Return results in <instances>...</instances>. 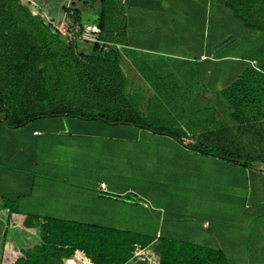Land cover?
<instances>
[{"label":"crops","instance_id":"1","mask_svg":"<svg viewBox=\"0 0 264 264\" xmlns=\"http://www.w3.org/2000/svg\"><path fill=\"white\" fill-rule=\"evenodd\" d=\"M73 6L80 9L83 15L93 12L89 7ZM97 6L95 19L100 13V0ZM213 10V0H125L118 21L121 25L124 23L126 34L117 43L127 45L115 44L125 79V97L147 118L157 115L155 110L162 111L163 115L184 118L182 122L178 121L183 127L180 131L192 135L191 139L199 140L204 136L206 144L221 150L245 155L248 149L250 154L264 155V99H247L243 94L247 89L244 84L223 83L229 69L215 67V64L230 60L229 55H218L229 37L226 41L221 40L225 35L216 38ZM235 12L234 20L240 19L242 27H250L239 16L237 9ZM64 21L65 12L61 23L65 24ZM163 45L169 48L164 50ZM171 47L178 49L169 50ZM215 47L218 48L216 52ZM169 59L177 61L170 63L174 64V68L166 63ZM188 71H192V76L201 77L204 82L202 89L213 93L215 89L232 92L230 100H223L220 104L211 97L210 100L206 99L208 97L198 100L199 96L192 94L197 98L192 106L181 84L182 75ZM156 74L178 77L174 81L150 77ZM218 81L222 83L215 88L214 83ZM169 85L174 86L173 94L165 97L160 94L157 100H153L159 105L148 104L156 94L149 97L142 94L143 100L139 103L137 93L149 91L151 87L160 90ZM193 109H200L205 116L199 119L201 128L190 132L188 126ZM36 123L39 126L31 127L27 135L30 143L25 144L23 140L16 139L21 126L11 127L0 121V133L11 135L9 139L0 141V209L11 204L21 214L34 215L41 221L61 219L97 224L100 220H111L112 226H104L128 231L133 230V226H129L133 217L119 211L109 215L103 211L102 205L120 207L125 213L137 206L139 209H136L146 214L150 224L148 230V222L142 223L140 234L154 237L148 246L142 247L143 252L155 260L152 263L148 256L147 264L159 263L155 245L161 239L219 250L228 264H264L263 162L245 165L223 158L232 162L231 166L242 172L244 178L248 176L250 195L238 198L235 215L222 214L221 217L203 220L194 216L191 206L179 207L175 202L172 208L178 211L167 213L165 205L154 199L149 186L139 188L129 182L126 163L118 171L119 158L112 157V152L117 153L119 145L126 152H131L134 138L144 136L141 127L133 123L72 115L44 116L37 118ZM158 134L148 132L147 137L173 142V146L178 147L179 153L185 157L205 156V153L192 148L196 145L192 142H189L191 147H185L169 135L160 137ZM207 155L212 160L221 158L212 152ZM100 183L105 184L104 189L98 187ZM130 193H137L138 203H131L132 199H121ZM211 204L220 202L212 201ZM195 218H199L196 223ZM155 220H158L157 224L151 227V221ZM115 221L118 223L114 224ZM77 252L86 258L84 252L76 250L74 254Z\"/></svg>","mask_w":264,"mask_h":264},{"label":"trees","instance_id":"2","mask_svg":"<svg viewBox=\"0 0 264 264\" xmlns=\"http://www.w3.org/2000/svg\"><path fill=\"white\" fill-rule=\"evenodd\" d=\"M100 1L95 41L86 51L77 39L85 33L80 9L72 5L62 9L65 25L78 30V37L70 39L21 0H0V121L20 127L44 116L72 115L143 123L125 97V79L116 55L115 44L127 45L117 43L126 34L124 23L118 21L125 0ZM229 4L236 6L248 26L264 31V0H231ZM199 149L245 165L264 163V155L250 154L248 149L245 155L228 149L218 152L206 142ZM153 239L84 221H41L21 214L11 204L0 209V264H64L63 259L76 250L93 264H147L134 258L133 252L136 244L146 247ZM155 249L158 264H228L219 250L179 241L161 239Z\"/></svg>","mask_w":264,"mask_h":264},{"label":"rangeland","instance_id":"3","mask_svg":"<svg viewBox=\"0 0 264 264\" xmlns=\"http://www.w3.org/2000/svg\"><path fill=\"white\" fill-rule=\"evenodd\" d=\"M97 1L98 0H21V3L26 5L33 14L40 15L45 22L52 25L61 34L63 31H69L70 29L67 25L61 23L62 16L64 15L62 9L64 7L68 5L71 6L72 3H74L73 5L81 6L82 8H91L93 12H89V14L83 15L82 17L85 28L84 34L87 38L84 39L82 36L78 37V32L75 33V37H78L77 39L80 41V48L88 51L95 41V37L93 36L95 27L93 24L96 21L95 16L98 10ZM230 1L231 0H213L214 30L216 38L217 36L224 35L225 37L221 40L228 37L231 38L221 46L222 48H220L221 50H219L220 52L218 54L219 56L229 55L231 56L230 60L221 64H215V67L221 66V68L229 69V75L224 77L223 83L246 84L249 90L243 92V94L247 96V99H264L261 98V96H264V31L252 27H242V20H234L233 15L234 13L236 14V6H230ZM69 38L73 39L71 36H69ZM161 47H163L164 50L169 48L167 45ZM174 49H178V47H171L169 50ZM252 60H255L256 65L251 63ZM171 62L175 63L177 61L170 59L166 61V63H169L168 65H172L170 67L174 68V64H170ZM161 66H164V64L160 65V67ZM243 68H245V71H243ZM191 73L192 71H188L183 75L181 73L183 76L181 84L186 90L183 93L185 97H187V101L192 103V106L197 102V98L193 95H198V100H203L206 97H208L206 98L207 100H210L211 97L214 102L220 101V104H222L223 100H230L229 96L233 94L232 92H221V90L215 89L213 93L211 90L202 89L201 86L204 82L200 80L201 77L192 76ZM150 77L156 79L161 77L167 81H174L178 76H157L156 74ZM220 83L222 82H215V88ZM191 84H193V87ZM249 84H254L255 87ZM138 85L141 84L138 83ZM151 88L152 89L149 91L137 93L140 96L138 98L139 103L143 100L142 94L147 97L156 94V97L148 104L150 106L153 104L159 105L160 103H153V100H157L160 94L164 97L173 94L172 91L174 86H165L160 90L156 87ZM133 104V102L130 103L132 107L135 105ZM135 111L143 118L142 124L135 125L141 127V130L144 131V136H142V138H134V146L131 152H126L123 147L119 145V141L117 142L119 145L117 153L112 152L111 156L119 158L117 166L118 171L124 168V164L126 163L128 166L126 167V170H128L126 174L130 177L129 182L139 188L143 186L148 188L149 186L150 193L155 196L154 199L164 204L169 214L173 211H178V209L172 208L173 202H175L179 207L187 206L188 208V206H191L194 216H198L203 220L214 216L221 217L222 214L235 215V211L239 206L238 198L250 195L251 184L248 176L244 178L242 172L236 167L231 166L232 162L223 160V158L214 157L217 159L212 160V157L207 155L208 153H205L204 157L200 155L197 157H185L179 153V150H177L178 147L173 146V142L163 138L149 139L147 137L148 132L159 133L158 135L160 137L165 134L171 136L173 141L185 147H191L190 143L192 142L196 144L192 148L200 150L199 145L205 141L204 136L199 140L191 139L190 137L192 135L180 131V128L183 127L179 125L178 121L182 122L184 118H179L173 114L163 115V112L158 110H155L157 115L147 118L143 116L137 108H135ZM202 114L203 111L200 109L192 110L190 114L191 121L188 126L189 130H191L190 132L196 130L194 128H201L199 119L205 116H202ZM36 121L37 119H33L22 125L18 130L19 135H17L16 139L23 140L25 144H29L30 137L28 138V131L34 125L39 126ZM10 136L11 135L7 133H0V141L7 140ZM196 138H198V136ZM215 148L217 151H220L217 147ZM136 194L137 193L133 195L130 193L121 199H132L131 203H138ZM212 201H219L220 204L212 205ZM102 207L104 209L102 210L106 211L109 215L114 211H119L120 214L128 213L129 216L133 217L134 220L132 224L129 225L133 226V230H128L131 233H140L142 228L141 224L145 222H148V230H150V224L149 221L146 220V214L138 210L139 208L137 206H134L135 209H128L126 213L121 210L120 207L118 208L112 205H102ZM136 207L138 209H136ZM199 218H195L194 222H198ZM157 222L158 220L151 221V227L152 224H157ZM200 222H202V220H200ZM117 223L118 221H115L114 224ZM97 224L101 226H112L111 224H113V221L100 220L97 221ZM146 237L151 238L152 236L146 235ZM76 254L80 256L78 264H89V260L82 263L85 259L81 252H77ZM148 256L151 258L150 261L154 263L155 260L147 253L138 256V260L144 257L145 261L148 262Z\"/></svg>","mask_w":264,"mask_h":264},{"label":"built area","instance_id":"4","mask_svg":"<svg viewBox=\"0 0 264 264\" xmlns=\"http://www.w3.org/2000/svg\"><path fill=\"white\" fill-rule=\"evenodd\" d=\"M78 30L77 29H69V31L67 30H65V31H63L62 32V34L64 35V36H66V37H68L69 38V36H71V37H75V33L77 32ZM82 37L84 38V39H86L87 37H85V34H83L82 35ZM253 65H256V62L255 61H252L251 62ZM98 187L100 188V189H104L105 188V184L104 183H100L99 185H98ZM136 250V251H135ZM135 250H134V252H133V257L134 258H139L138 256H141V254H144V252H143V248L140 246V245H138V244H136L135 245ZM89 259V258H88ZM141 259H143V258H141ZM64 264H65V262H64ZM89 264H93L92 262H91V260L89 259Z\"/></svg>","mask_w":264,"mask_h":264},{"label":"bare ground","instance_id":"5","mask_svg":"<svg viewBox=\"0 0 264 264\" xmlns=\"http://www.w3.org/2000/svg\"><path fill=\"white\" fill-rule=\"evenodd\" d=\"M85 260L82 261V263H85L88 261V258L83 257ZM78 261H80V256L78 254H74L72 257L65 260V264H78Z\"/></svg>","mask_w":264,"mask_h":264},{"label":"water","instance_id":"6","mask_svg":"<svg viewBox=\"0 0 264 264\" xmlns=\"http://www.w3.org/2000/svg\"><path fill=\"white\" fill-rule=\"evenodd\" d=\"M224 41H226V39H224ZM218 50V48L217 47H215V52Z\"/></svg>","mask_w":264,"mask_h":264}]
</instances>
